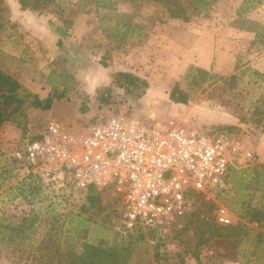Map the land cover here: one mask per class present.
Segmentation results:
<instances>
[{"label": "rangeland", "instance_id": "obj_1", "mask_svg": "<svg viewBox=\"0 0 264 264\" xmlns=\"http://www.w3.org/2000/svg\"><path fill=\"white\" fill-rule=\"evenodd\" d=\"M176 1L189 22L171 18L160 0H51L42 11L0 0V77L20 85L13 91L0 79V239L27 236L36 245L52 231L65 251L80 253L84 242L131 244L128 264H264V0ZM200 3L206 9L195 12ZM120 72L149 89L119 88ZM175 86L190 95L188 105L169 100ZM34 95L62 98L41 110L31 105ZM121 113L223 135L253 159L198 197L182 228L161 235L124 232L123 202L113 191H99L103 211L89 208L87 190L44 183L17 156L51 123L82 130ZM220 207L233 218L228 227L217 220ZM255 213L260 224L249 220ZM0 264H11L4 253Z\"/></svg>", "mask_w": 264, "mask_h": 264}, {"label": "built area", "instance_id": "obj_2", "mask_svg": "<svg viewBox=\"0 0 264 264\" xmlns=\"http://www.w3.org/2000/svg\"><path fill=\"white\" fill-rule=\"evenodd\" d=\"M98 122L82 130L51 123L17 156L44 183L119 195L124 232L162 235L182 228L198 197L221 189L234 167L253 159L240 143L173 121L144 123L121 113ZM217 220L233 224L224 207Z\"/></svg>", "mask_w": 264, "mask_h": 264}, {"label": "trees", "instance_id": "obj_3", "mask_svg": "<svg viewBox=\"0 0 264 264\" xmlns=\"http://www.w3.org/2000/svg\"><path fill=\"white\" fill-rule=\"evenodd\" d=\"M22 9H31L33 11H42L50 6L51 0H19ZM164 1L168 8L169 16L173 19H183L189 22L190 19L187 15L183 14L184 9L181 8L180 4L176 0H160ZM205 3H200L199 7L194 9L195 12H203L206 9ZM68 26L72 23L70 21L66 22ZM135 29L141 31L142 27L139 25L134 26ZM57 33L64 38L67 36L68 32L66 29L57 28ZM140 34H142L140 32ZM143 37V35H140ZM147 35L144 36L147 39ZM59 45H62V41H59ZM192 71V69H191ZM196 72L200 75H207L208 72L202 69H196ZM235 76L230 78V81L235 80ZM2 81H6L13 87L11 90L15 91L20 87L18 82L12 81L9 77H0ZM11 80V81H10ZM114 83L121 89L125 91L133 92L140 91L143 94L149 89V83L131 73L120 72L114 77ZM58 95V94H56ZM56 95H50L46 99H40L38 95L32 96L33 100L31 105L36 109L41 110H51L54 104V100H61L62 95L56 98ZM190 95L182 91L179 86H175L171 93L170 99L174 104L178 105H188L190 102ZM4 122L3 113L0 109V127ZM40 136L37 138L39 139ZM36 140V139H35ZM238 174V172H235ZM87 203L89 208L96 209L98 211H103L102 198L98 190L91 187L87 190ZM85 207V210L89 209ZM250 222H257L260 224L261 219L257 213L253 214L249 219ZM228 227V226H224ZM231 227V226H229ZM0 228L1 225H0ZM232 230H236L233 226ZM19 234L24 235L26 231L16 228ZM176 230H173L171 234H174ZM1 234V230H0ZM0 242L5 246L0 248V254L4 253L8 256L11 264H128L132 254V247L130 245L126 246H116V247H102L99 245L84 242L82 245V251L80 253L74 251H65L58 240V237L52 231H49L41 241L36 245L26 244L28 242V237H22L20 241L13 238L0 239Z\"/></svg>", "mask_w": 264, "mask_h": 264}, {"label": "crops", "instance_id": "obj_4", "mask_svg": "<svg viewBox=\"0 0 264 264\" xmlns=\"http://www.w3.org/2000/svg\"><path fill=\"white\" fill-rule=\"evenodd\" d=\"M176 44V43H175ZM179 45V44H178ZM181 45V44H180ZM181 47H182V45H181ZM192 50H195L194 48H192ZM204 68H207V66H204Z\"/></svg>", "mask_w": 264, "mask_h": 264}]
</instances>
